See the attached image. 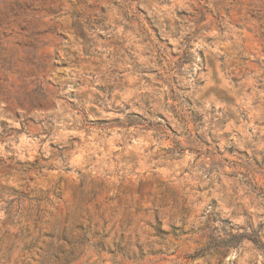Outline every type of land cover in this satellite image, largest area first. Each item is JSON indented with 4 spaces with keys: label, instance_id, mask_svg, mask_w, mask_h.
Returning a JSON list of instances; mask_svg holds the SVG:
<instances>
[{
    "label": "rangeland",
    "instance_id": "374dc122",
    "mask_svg": "<svg viewBox=\"0 0 264 264\" xmlns=\"http://www.w3.org/2000/svg\"><path fill=\"white\" fill-rule=\"evenodd\" d=\"M0 264H264V0H0Z\"/></svg>",
    "mask_w": 264,
    "mask_h": 264
}]
</instances>
